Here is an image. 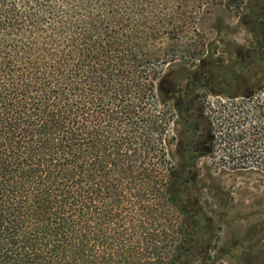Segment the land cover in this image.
<instances>
[{
    "label": "trees",
    "instance_id": "obj_1",
    "mask_svg": "<svg viewBox=\"0 0 264 264\" xmlns=\"http://www.w3.org/2000/svg\"><path fill=\"white\" fill-rule=\"evenodd\" d=\"M126 1L0 0V264H189L201 242L189 200L213 123L185 89L164 166L135 53L145 39L111 37ZM242 63L257 64L264 173V39Z\"/></svg>",
    "mask_w": 264,
    "mask_h": 264
},
{
    "label": "rangeland",
    "instance_id": "obj_2",
    "mask_svg": "<svg viewBox=\"0 0 264 264\" xmlns=\"http://www.w3.org/2000/svg\"><path fill=\"white\" fill-rule=\"evenodd\" d=\"M124 3L128 20L114 16L111 37L132 42L144 37L143 47L136 49L153 53L147 60L135 51L146 111L152 110L161 125L154 138L161 142L164 166L176 162L181 125L172 105L185 89L193 90L195 102L213 123L215 147L197 161L191 187L189 205L203 222V235L189 264H258L264 251L258 229L264 220V173L257 171L255 141L257 64L242 62L264 39V0ZM228 93L251 97H225ZM230 131L247 135L229 142L224 136Z\"/></svg>",
    "mask_w": 264,
    "mask_h": 264
}]
</instances>
